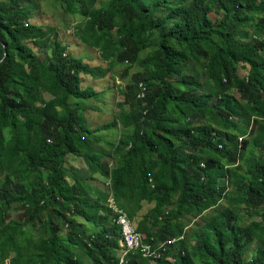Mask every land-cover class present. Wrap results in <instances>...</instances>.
<instances>
[{"label":"trees","instance_id":"trees-1","mask_svg":"<svg viewBox=\"0 0 264 264\" xmlns=\"http://www.w3.org/2000/svg\"><path fill=\"white\" fill-rule=\"evenodd\" d=\"M62 1L84 17L76 35L102 65L54 45L49 29L26 21L30 7L0 0V264H119L111 195L143 242L184 234L157 264H264V41L252 38L264 37V0H154L149 8L140 0L100 8L96 0ZM48 43L53 55L40 60L35 49ZM123 64L138 71L103 127L129 130L110 168L95 149L101 129L86 124L82 105L100 92L84 88L82 77L106 79ZM69 155L108 177V188L71 184ZM144 203L153 207L140 215ZM13 206L22 219H11ZM126 264L150 260L130 253Z\"/></svg>","mask_w":264,"mask_h":264},{"label":"rangeland","instance_id":"rangeland-1","mask_svg":"<svg viewBox=\"0 0 264 264\" xmlns=\"http://www.w3.org/2000/svg\"><path fill=\"white\" fill-rule=\"evenodd\" d=\"M110 0H96L95 7L100 8L103 5H105ZM154 0H140L143 7H152V3ZM179 0H170L172 4L177 3ZM19 5L21 7H30V12H28L27 20L29 23L38 24L42 27H45L46 29H49V33L51 35V41L55 45V43L60 44L61 47H65L67 50V54H71L77 58L83 59L88 65L94 67L99 66L95 65L94 63L90 62H97L98 53L96 49H92L88 47L87 45L83 44L82 41L79 39V37L76 35L77 31V25L82 23L84 20V17L80 14L71 15L68 14L65 10L64 3L62 0H17ZM163 12L168 13L170 8L163 7ZM160 13L157 12L156 15H159ZM218 18L220 15L217 16ZM25 20V19H24ZM174 21L170 20L169 24L165 27V29H169L173 25ZM248 31H250V28L247 27ZM156 47L149 48L142 53V58L145 57L149 52L154 50ZM35 53L39 56L40 60H48L53 55V48L50 43L47 44V46L41 48L39 47L37 50L35 49ZM99 60V59H98ZM138 71L137 66H129L128 64H123L119 67H117L110 76H108L106 79H100L96 80L90 76H83V87H93L96 91L100 92V98L99 99H90L85 100L82 103L86 105H90L92 107H95L96 103H100L101 107L100 109H106V114L100 116V120L102 121V124L108 123L110 120L114 118V114L120 111L119 105L124 103L125 98L127 97V93L129 92V89H125L127 85H129L132 82L133 75ZM244 73V70H242V74ZM202 81V79H200ZM36 95V93L34 94ZM126 95V96H125ZM45 99H48L49 95H44ZM130 98V97H129ZM101 100V102H99ZM103 100V103H102ZM131 101V99H130ZM76 100H73V103L75 104ZM130 103V102H129ZM104 104V106H103ZM89 106V107H90ZM136 107V104H132L127 109L132 108L134 109ZM88 115L91 117L92 122L96 124H100V122L96 121L95 113L92 111H87L84 113L85 118L88 119ZM107 117V119H105ZM87 122V121H86ZM111 123V122H110ZM87 124V123H86ZM112 130V129H111ZM117 130V128H116ZM115 130V131H116ZM110 139L119 140V133L116 131V133L112 130L109 134ZM107 141L105 138L103 139ZM118 155V154H117ZM2 178V174H0V181ZM104 178V177H103ZM105 179V178H104ZM106 181V180H105ZM105 188L107 189L108 186L106 185ZM166 203L168 204L167 209H170L171 204L170 200L166 198ZM145 205V211L151 209L153 207V204L144 203ZM221 207V204L219 207H216V210ZM143 213V212H142ZM264 214V212H263ZM143 215V214H142ZM244 219L242 223L246 226L250 222L247 220V215L243 214ZM10 217L12 220H16L17 218L22 219L23 218V211L22 209H19L17 206H13L12 210L10 212ZM73 220L77 222H83L81 218L74 217ZM255 222H260L261 218L256 217ZM254 221V220H253ZM36 231H40L42 227L38 224ZM64 231H66V227H63ZM92 231H97V229L93 228ZM155 230V229H154ZM251 250H254V248H251L249 255H247V259H251V257H256L257 254L251 252Z\"/></svg>","mask_w":264,"mask_h":264},{"label":"crops","instance_id":"crops-1","mask_svg":"<svg viewBox=\"0 0 264 264\" xmlns=\"http://www.w3.org/2000/svg\"><path fill=\"white\" fill-rule=\"evenodd\" d=\"M97 53H98V58L96 60L97 62H90V63H94L95 65H102L103 63H102V60H101V57H100V53L98 51H97ZM99 98H100V96L97 99H99ZM99 102H101V100H99ZM102 103H103V100H102ZM82 105L88 107V109L85 110L84 113H86L87 111H92L93 113H95L94 116H96V121L100 122V124H96L95 125L92 122L91 117L89 115H88V119L85 118L86 121H87L86 122L87 125L92 130L101 129L100 131L98 130V132L95 134V136H96V138H95L96 139L95 140V149L101 155V162L105 163V164H108V166L110 168H113L116 165V163L118 162L119 155H120V153L118 152L117 145H118L122 135L126 134V132H128L129 130L124 129L121 126H118V127H115V128H111L115 133H116V131L119 133V140L117 141L116 138L115 139H110L109 138V134H110V132L112 130L111 129H103V127L106 124L112 122L114 120V118L120 113V111L118 113L116 112L113 115L114 118L112 120H110L108 123L102 124V121L100 120V116L101 115L103 116V115L106 114L105 113L106 109L105 108L104 109H102V108L100 109V107H101L100 103H98V104L96 103L95 107H92L90 105H86L84 103H82ZM103 106H104V104H103ZM105 119H107V117ZM116 128H117V130H116ZM104 138L107 141L103 140ZM111 144H115V146L112 147ZM65 167L69 171L70 182L73 185L77 184L78 183L77 181H80V180L85 181L87 184L91 185L93 188H97V189H101V190H106L105 186L106 185L107 186L110 185L108 177H106V176H104V175H102L100 173L92 175L90 173L89 169H88V166H87L86 162L81 157H77V156H74V155L67 156ZM145 205L146 204H143V209H142L140 215L145 214L147 211L150 210L149 209V210L145 211ZM254 221H256V220L254 219ZM257 247H258L257 244H253L250 247V249L254 248V250H251V252L254 253L253 255H255V252L257 251ZM249 254H251V253H249ZM256 254H257V252H256ZM253 258L254 257H251V259H249V260L247 259V261L252 262Z\"/></svg>","mask_w":264,"mask_h":264},{"label":"built area","instance_id":"built-area-1","mask_svg":"<svg viewBox=\"0 0 264 264\" xmlns=\"http://www.w3.org/2000/svg\"><path fill=\"white\" fill-rule=\"evenodd\" d=\"M253 39L263 40L264 37L253 36ZM147 87L143 82L138 84L137 99L143 101L146 97ZM264 121V119H263ZM213 137H216L215 133H212ZM246 136H241L237 138V143L240 145ZM218 149H223V143H217ZM151 187H153V182L149 180ZM107 206L111 209L113 214V221L119 227L120 230V247L122 249L120 262L119 264L127 263L128 254L132 253H141L144 258L150 260V264H157V260L162 257V254L166 252L172 245L183 241L184 234L172 238H168L165 241L153 245L151 243L143 242V233L139 232L131 219L128 216V213L121 209L114 197L111 195L107 201ZM167 214V212H166ZM173 262V258L169 259ZM5 264H10L7 261Z\"/></svg>","mask_w":264,"mask_h":264},{"label":"water","instance_id":"water-1","mask_svg":"<svg viewBox=\"0 0 264 264\" xmlns=\"http://www.w3.org/2000/svg\"><path fill=\"white\" fill-rule=\"evenodd\" d=\"M4 48H5V55L7 54V51H6V47H5V45H4Z\"/></svg>","mask_w":264,"mask_h":264}]
</instances>
